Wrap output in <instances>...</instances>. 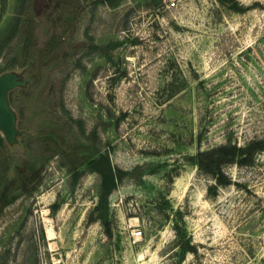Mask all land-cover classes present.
I'll return each mask as SVG.
<instances>
[{"label": "rangeland", "instance_id": "374dc122", "mask_svg": "<svg viewBox=\"0 0 264 264\" xmlns=\"http://www.w3.org/2000/svg\"><path fill=\"white\" fill-rule=\"evenodd\" d=\"M172 1L0 0V264H264V152L194 161L264 141V0Z\"/></svg>", "mask_w": 264, "mask_h": 264}, {"label": "trees", "instance_id": "16d2710c", "mask_svg": "<svg viewBox=\"0 0 264 264\" xmlns=\"http://www.w3.org/2000/svg\"><path fill=\"white\" fill-rule=\"evenodd\" d=\"M222 3H231L235 0H219ZM236 11H240L236 8ZM264 152V141H253L245 146L226 144L197 154L194 161L198 168L215 178L220 186H227L229 180L223 172V166L238 164L250 166L255 162L258 154ZM102 181V203H106L108 197L116 189L117 182L113 168L104 156L93 162Z\"/></svg>", "mask_w": 264, "mask_h": 264}, {"label": "water", "instance_id": "95a60500", "mask_svg": "<svg viewBox=\"0 0 264 264\" xmlns=\"http://www.w3.org/2000/svg\"><path fill=\"white\" fill-rule=\"evenodd\" d=\"M22 84L11 75H4L0 78V131L9 141H13L19 133L16 129L15 114L9 104L8 92Z\"/></svg>", "mask_w": 264, "mask_h": 264}, {"label": "built area", "instance_id": "2783aa9c", "mask_svg": "<svg viewBox=\"0 0 264 264\" xmlns=\"http://www.w3.org/2000/svg\"><path fill=\"white\" fill-rule=\"evenodd\" d=\"M170 7H172V8L177 7V2H176V0H173V1L171 2ZM141 235H142V232H141L140 230H138V231H134V232H133V237H134V238H137V237H139V236H141Z\"/></svg>", "mask_w": 264, "mask_h": 264}, {"label": "bare ground", "instance_id": "6f19581e", "mask_svg": "<svg viewBox=\"0 0 264 264\" xmlns=\"http://www.w3.org/2000/svg\"><path fill=\"white\" fill-rule=\"evenodd\" d=\"M47 235H48L49 239H53L54 238L53 235H55L53 229L51 227H48V226H47Z\"/></svg>", "mask_w": 264, "mask_h": 264}]
</instances>
